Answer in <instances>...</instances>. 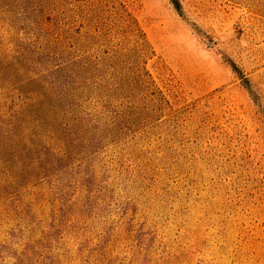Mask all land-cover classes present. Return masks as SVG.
<instances>
[{"label": "rangeland", "instance_id": "obj_1", "mask_svg": "<svg viewBox=\"0 0 264 264\" xmlns=\"http://www.w3.org/2000/svg\"><path fill=\"white\" fill-rule=\"evenodd\" d=\"M133 1L152 78L115 0H0V264H264V0Z\"/></svg>", "mask_w": 264, "mask_h": 264}, {"label": "trees", "instance_id": "obj_2", "mask_svg": "<svg viewBox=\"0 0 264 264\" xmlns=\"http://www.w3.org/2000/svg\"><path fill=\"white\" fill-rule=\"evenodd\" d=\"M173 2L175 7L181 10L180 2L178 0H173ZM114 4L113 14L116 17L118 26L123 29L127 36L130 49L134 52L137 71L150 78L151 74L143 65L154 55V51L136 17L135 2L133 0H115ZM151 82L154 83V80H151Z\"/></svg>", "mask_w": 264, "mask_h": 264}]
</instances>
